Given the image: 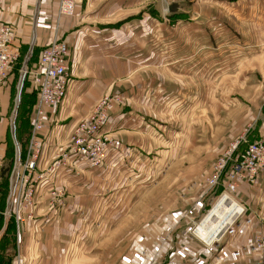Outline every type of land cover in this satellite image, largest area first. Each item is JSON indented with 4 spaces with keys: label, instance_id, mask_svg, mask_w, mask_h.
<instances>
[{
    "label": "crops",
    "instance_id": "1",
    "mask_svg": "<svg viewBox=\"0 0 264 264\" xmlns=\"http://www.w3.org/2000/svg\"><path fill=\"white\" fill-rule=\"evenodd\" d=\"M74 4L73 16L58 17L57 0L2 2L1 19L13 28L14 47L22 53L28 45L31 55L35 52L28 68L35 67L42 49L53 38L65 41L69 48L67 91L58 107L46 109L45 127L39 135L43 158L35 174L46 171L55 154L64 149L73 127L90 114L95 103L117 92L126 104L113 107L102 129L114 139L115 151L111 149L100 168L79 174L60 168L48 176L47 182L39 181L34 206L20 210L15 221L0 225V243L8 247L0 253V264H66L62 247L72 242L71 230L77 224L72 223L70 215L83 211L97 214L105 203L114 213L118 198L123 209L142 215L137 218L138 229H151L163 221L170 231H178L183 228L181 219L188 224L197 216L200 209L193 202H182L175 195L163 199L156 192L157 184L154 190L145 191L147 179L157 177L155 169L148 173V166H156L159 161L146 156V151L166 145L159 138L146 140L145 135L155 129L147 127L145 119L166 114L161 106L166 100L170 110L174 108L182 116L187 117L190 111L192 114L193 109L190 102L194 94L182 100L183 106L172 91L163 98V71H168L169 86H201V92H197L202 102L206 100L204 87L233 86L253 116L248 127L240 129L233 139L244 135L246 141L253 142L264 136V0H187L182 14L177 9L180 4L174 2L171 6L176 9L171 11L178 17L171 19L176 27L169 30L163 26L160 0H74ZM163 60L168 62L164 70ZM0 136L1 174L7 144L2 139L3 131ZM229 143L231 140L222 148ZM136 166L139 173L127 172ZM209 175H198L194 180L197 185L185 183V195L194 188L198 194ZM56 187L67 191L62 207L50 197V190ZM233 199L245 208L251 223H242L234 236L208 248L202 253L207 256L205 260L197 259L199 253L192 251L188 264L210 263L217 252L228 254L234 249L241 252V257L225 258L222 264H264V255L248 246L264 224V167L256 184H240ZM147 214L154 216L152 222L146 219ZM180 232H175V240ZM183 245L178 252L187 255Z\"/></svg>",
    "mask_w": 264,
    "mask_h": 264
},
{
    "label": "rangeland",
    "instance_id": "2",
    "mask_svg": "<svg viewBox=\"0 0 264 264\" xmlns=\"http://www.w3.org/2000/svg\"><path fill=\"white\" fill-rule=\"evenodd\" d=\"M186 1L187 0H160L161 17L163 26H165L166 29L169 30L171 27H176L175 20H171L178 17L171 11L175 10L176 7L171 5H173L174 2H178L180 5L177 6V9H179L180 14H182V11H186ZM2 2H4V0H0V27L5 24L1 19V13L4 12ZM149 8L150 7H146L147 12H150ZM167 40L170 41V39ZM28 50L29 48L27 45L21 53V58H19L12 69L6 70L4 73L0 71V131H3L2 139L5 140L7 144L5 152L7 160L0 174V178L3 175L2 179H0V225L5 221H15L17 215L16 210L19 209L20 211L23 209L18 206L16 201H14L12 208L9 209L8 206L9 201H11V198H9L10 173L14 165L15 157H25L27 150L26 143L32 127L33 107L36 101V92L28 81L30 77L29 74L22 75V71L25 73L26 68L30 66V61L26 63L24 61V56H26L25 54H27ZM163 52L166 53V51ZM34 53L35 52L31 55L32 57L30 60L34 59ZM165 64H168V62L163 60V70L168 68ZM167 73L168 71L162 72L163 85L161 92L163 98L168 97L172 91L174 95H178V99L181 101L179 105L183 106L184 103L182 100L186 98L191 99L194 94L193 100L190 102L193 109L192 114L190 111V115L185 117L180 115L181 113L179 111L177 113L174 108L170 110L171 107L169 106L171 105L169 100H166L163 101L161 105L166 114H158L152 118L145 119L147 127L150 126L155 129V131H151V134L145 135L146 140L153 142V139L159 138L162 139L160 141L166 144L163 146L158 145L156 149L146 151V156L156 157L159 161L156 162V166L152 164L148 166L151 169H147L148 173L155 169L157 177L155 180H153V178L147 179L144 185L146 186L145 191H149L150 189V191H152L157 187L156 192L159 196H162L163 199H169V196L175 195L181 198L182 202L186 200H189L191 204L193 202L194 206L200 209V212L197 213V216H195L196 218L194 217L188 224H183L181 219L179 225H183V228L178 231L184 230L179 233L176 240L175 232L178 231H170V229L167 228V223L163 221L157 225V227H150L151 229H143V224L141 225L142 227L138 229L137 218L142 215L137 212L129 213L131 209L129 210L127 207L123 209L121 198L117 199L118 202L114 206V213L106 209V203L103 204L97 214H91V212L86 213V211L76 212V214L70 215L72 217V223L78 224H75V226L72 225L73 229L71 233L73 240L71 243L62 247L66 264H165V262L166 264H168V262H171L170 264H188L189 259L191 260L190 253H192V251L199 253L196 257L197 259L204 258L205 260L207 256L204 257L202 253L206 252L208 248H212V246L206 247L202 245L193 235L192 230L195 224L198 223L219 200L218 194L222 188L219 187L214 191L209 185V180L214 175L217 157L226 150L222 147L230 142V140L234 142L237 138H233L240 129H246L248 127V122L252 120L253 116L251 112H249L250 110L245 107L247 103L237 96L239 94H237L233 86L209 85L204 87L207 89L204 95L206 100L204 99L205 101L202 102L201 99L198 101V97H200L199 92H201L202 88L201 86H169V84L172 83L169 82V74ZM173 81L174 78H172L171 82ZM19 84H21L20 87ZM190 90H192L191 93ZM197 94H199V96ZM17 95H19L18 103ZM105 96L112 97L113 99L112 106L108 110L107 123L111 118L110 112L113 107H122L126 103L123 96L117 92ZM238 98L240 101H238ZM15 108V127L14 135H12L10 118ZM101 132L105 134L103 131ZM147 132H149V128ZM225 136L226 138L223 141L222 138ZM40 137L41 136H39V139ZM110 140L112 141L111 149L115 151V141L112 138H110ZM122 156H125V154L122 153ZM187 161L192 162L190 164ZM127 172L137 174L139 173L138 167L129 168ZM202 174H210L209 179L202 182L203 188L200 186L198 188L200 192L198 191L199 193L197 192L198 194L196 195L194 193V188L188 193V196H186L185 188H182L183 185H185V183L197 185L198 182L194 180L198 175L200 176ZM188 179L190 180L187 182ZM155 184L157 185L153 188ZM18 188L19 186L17 184L16 189ZM56 188L64 190L63 199L65 200L67 193L66 189L62 187ZM136 190L134 188V191ZM230 197L232 198V196ZM129 199L131 200V198H128L127 201ZM56 205L60 206L58 204ZM83 205L86 204L83 203ZM7 214L8 218L5 217ZM151 216V214H147L146 219L152 222L154 216ZM57 217L58 215H56L55 218ZM183 219L186 220L187 218L184 216ZM241 226L242 225L236 227L233 235H227L226 237L234 236ZM95 235L97 236L95 237ZM254 237L255 235L248 245L249 248L251 247ZM181 241L186 245V249L183 248V250L188 253L187 255L186 253L183 254L178 252L179 248L182 249V246L184 247L183 244H181L182 246L179 245ZM6 248H8L6 245L4 246L0 243V253L5 252ZM173 249L177 250L176 253H172V251H174ZM236 251L239 252V256L233 255ZM254 252L260 253L262 256L264 255V253L260 251ZM239 257H241V252L234 249L228 254L223 252L218 254L217 252L209 261L210 264H218V261L222 264L225 258L237 259Z\"/></svg>",
    "mask_w": 264,
    "mask_h": 264
},
{
    "label": "built area",
    "instance_id": "3",
    "mask_svg": "<svg viewBox=\"0 0 264 264\" xmlns=\"http://www.w3.org/2000/svg\"><path fill=\"white\" fill-rule=\"evenodd\" d=\"M74 14V0H57L58 17H71ZM14 41L13 28L10 24L5 23L0 27V71L2 73L12 69L21 58L20 49L14 47ZM68 55L69 48L66 42L53 38L42 49L35 67L26 68L25 70L24 75L29 74L28 80H30L31 86L36 92V101L33 107L32 127L26 143L25 157H15L10 173L9 198H11V201H9V209L12 208L14 201L23 209L32 208L35 204L38 182H47L48 176L56 170L67 168L79 174L86 169L100 168L111 151L112 141L101 131L108 120V110L112 106L113 99L104 96L95 103L90 114L73 127L64 149L57 152L47 165L46 171L41 172L39 175L35 174L43 158V145L40 142L39 135L45 127L46 109L58 107L67 91ZM263 167L264 136L257 141L248 142L243 135L231 142L226 150L217 157L214 175L209 180V185L215 190L219 187L222 188L218 194L219 198L222 196H232L233 198L240 184L250 186L256 184ZM17 184L18 189H16ZM64 193L63 189L54 188L50 190V197L53 202L61 206L63 205ZM233 201L239 207L235 217L220 235L209 243L198 237L195 230L211 209L195 224L192 233L204 246H212L227 235H233L236 227L242 223H251V220L245 216V208L237 201ZM16 212L18 213L19 209ZM5 217L8 218V214ZM250 250L264 253V224L255 234ZM233 255L239 256V252L236 251ZM170 263L168 262V264ZM220 263L218 261V264Z\"/></svg>",
    "mask_w": 264,
    "mask_h": 264
},
{
    "label": "bare ground",
    "instance_id": "4",
    "mask_svg": "<svg viewBox=\"0 0 264 264\" xmlns=\"http://www.w3.org/2000/svg\"><path fill=\"white\" fill-rule=\"evenodd\" d=\"M23 73L24 71H22V75H24ZM238 208L239 207L230 197H220L218 202L204 217L202 222L198 224L195 234L205 242L209 243L218 237L224 228L231 223Z\"/></svg>",
    "mask_w": 264,
    "mask_h": 264
},
{
    "label": "water",
    "instance_id": "5",
    "mask_svg": "<svg viewBox=\"0 0 264 264\" xmlns=\"http://www.w3.org/2000/svg\"><path fill=\"white\" fill-rule=\"evenodd\" d=\"M32 54V48L30 47V49L28 50L27 54H26V58H25V63L29 60V58L31 57ZM21 86V84H19V87ZM20 91V89H19ZM18 99H19V95H17V103H18ZM15 117H16V108L12 111L11 114V118H10V124H11V133L12 135H14V123H15ZM17 147V146H16Z\"/></svg>",
    "mask_w": 264,
    "mask_h": 264
}]
</instances>
